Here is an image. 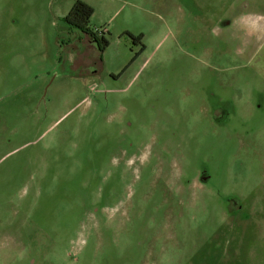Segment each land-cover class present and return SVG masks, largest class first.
<instances>
[{
  "label": "rangeland",
  "instance_id": "rangeland-1",
  "mask_svg": "<svg viewBox=\"0 0 264 264\" xmlns=\"http://www.w3.org/2000/svg\"><path fill=\"white\" fill-rule=\"evenodd\" d=\"M77 1L0 0V264H264V0Z\"/></svg>",
  "mask_w": 264,
  "mask_h": 264
},
{
  "label": "trees",
  "instance_id": "trees-1",
  "mask_svg": "<svg viewBox=\"0 0 264 264\" xmlns=\"http://www.w3.org/2000/svg\"><path fill=\"white\" fill-rule=\"evenodd\" d=\"M94 13L95 10L91 5L79 0L74 4L71 11L66 16L65 22L70 26V28L76 29L83 34L91 36L97 43L99 50L104 53L110 47V41L104 35L99 37V35L90 28V22ZM130 36L134 40V43H141L143 40V35H140L138 37H135L133 35ZM144 50L145 47L143 46L140 53H143ZM140 53H138L133 58L131 63H133L138 58Z\"/></svg>",
  "mask_w": 264,
  "mask_h": 264
},
{
  "label": "built area",
  "instance_id": "built-area-1",
  "mask_svg": "<svg viewBox=\"0 0 264 264\" xmlns=\"http://www.w3.org/2000/svg\"><path fill=\"white\" fill-rule=\"evenodd\" d=\"M94 32H96V33L99 35V33L102 34V33H104L105 31H98V30H97V31H94Z\"/></svg>",
  "mask_w": 264,
  "mask_h": 264
},
{
  "label": "crops",
  "instance_id": "crops-1",
  "mask_svg": "<svg viewBox=\"0 0 264 264\" xmlns=\"http://www.w3.org/2000/svg\"><path fill=\"white\" fill-rule=\"evenodd\" d=\"M91 28V27H90ZM99 37H100V35H99ZM95 41V40H94ZM96 43V42H95ZM97 44V43H96Z\"/></svg>",
  "mask_w": 264,
  "mask_h": 264
}]
</instances>
